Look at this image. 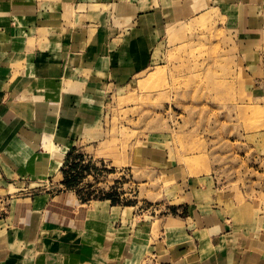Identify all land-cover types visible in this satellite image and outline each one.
Masks as SVG:
<instances>
[{
  "label": "crops",
  "instance_id": "1",
  "mask_svg": "<svg viewBox=\"0 0 264 264\" xmlns=\"http://www.w3.org/2000/svg\"><path fill=\"white\" fill-rule=\"evenodd\" d=\"M208 11L241 62L253 61L264 0H0L2 188L26 192L36 178L60 187L63 160L50 174L45 140L63 154L102 140L107 92L148 71L158 47ZM189 182L179 214L152 218L65 187L9 197L0 204V264H264L255 206L204 201L213 191Z\"/></svg>",
  "mask_w": 264,
  "mask_h": 264
},
{
  "label": "rangeland",
  "instance_id": "2",
  "mask_svg": "<svg viewBox=\"0 0 264 264\" xmlns=\"http://www.w3.org/2000/svg\"><path fill=\"white\" fill-rule=\"evenodd\" d=\"M214 17L203 13L179 40L158 47L148 71L107 92L103 139L64 153L60 187L53 178H36L16 192L0 180V204L20 193L67 188L72 177L83 201L111 197L142 217L175 216L192 180L213 191L204 201L249 202L264 217V39L255 59L243 64L231 33L221 21L212 24Z\"/></svg>",
  "mask_w": 264,
  "mask_h": 264
},
{
  "label": "bare ground",
  "instance_id": "3",
  "mask_svg": "<svg viewBox=\"0 0 264 264\" xmlns=\"http://www.w3.org/2000/svg\"><path fill=\"white\" fill-rule=\"evenodd\" d=\"M160 75L161 72H158L156 76L155 74L149 76L146 86L150 85V83L151 85H153V83L159 78ZM42 150L44 153H47L50 157L49 173L53 174L57 172L63 160V155H64L63 152L60 151L50 140H45L42 146Z\"/></svg>",
  "mask_w": 264,
  "mask_h": 264
},
{
  "label": "trees",
  "instance_id": "4",
  "mask_svg": "<svg viewBox=\"0 0 264 264\" xmlns=\"http://www.w3.org/2000/svg\"><path fill=\"white\" fill-rule=\"evenodd\" d=\"M61 168H62V166H61ZM67 178V177H66ZM71 178L72 177H69V179L67 178V180L65 181V186L67 187V188H69V189H72V187H73V179L71 180ZM109 197V196H108ZM108 199H110L112 202H115V201H113L112 200V198L111 197H109ZM116 203V202H115Z\"/></svg>",
  "mask_w": 264,
  "mask_h": 264
}]
</instances>
